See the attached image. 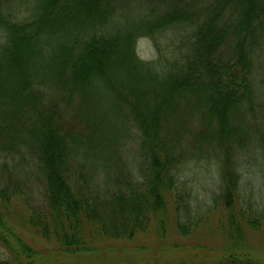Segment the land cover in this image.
I'll return each instance as SVG.
<instances>
[{
  "label": "trees",
  "instance_id": "1",
  "mask_svg": "<svg viewBox=\"0 0 264 264\" xmlns=\"http://www.w3.org/2000/svg\"><path fill=\"white\" fill-rule=\"evenodd\" d=\"M251 144L264 186V0H0V264H156L149 244L212 228L219 247L164 264H264ZM191 161L219 176L204 210Z\"/></svg>",
  "mask_w": 264,
  "mask_h": 264
},
{
  "label": "rangeland",
  "instance_id": "2",
  "mask_svg": "<svg viewBox=\"0 0 264 264\" xmlns=\"http://www.w3.org/2000/svg\"><path fill=\"white\" fill-rule=\"evenodd\" d=\"M136 50L139 59L142 61L151 62L157 59L158 54L156 53V49L150 40L141 39L137 44ZM244 148L246 149L244 150L243 154L241 152L239 164V166L243 169L242 174H244L241 177V183L243 185L242 187L246 197L251 196L252 199H254V203L256 204L257 202L262 203L264 201V186L262 185L263 182L261 181L260 184L259 180L261 179L260 177L262 175L263 164L258 160L259 154L255 150L254 145L251 144L249 146H245ZM177 151L179 154L177 156V161L183 159V157H185L186 160L190 159L189 154L191 151L189 149L186 151L184 149L182 150V148H178ZM5 161L7 160H1L0 164H3ZM248 163H250L249 166H247ZM186 165H188V167L184 170V175L181 176V179L183 182L187 183L189 190L192 191L193 208L195 207L196 209L204 210V208L209 205V202L213 197L211 194L213 193L217 196L219 193V176L217 170L212 168L211 164L209 165L208 169H203L201 168V165L195 163V161H191ZM182 167L183 166L180 168ZM10 213V216L13 217V214L16 213L15 207H11ZM212 225L215 226L214 224ZM205 231L206 232L204 233L202 232L204 239H183L170 232L163 241V244L165 243V249L162 247V242L159 243L158 240H156L155 244H149L151 249L147 255H149V257L152 258L156 264H164L169 262L170 258L173 257L172 255H174V258H176L179 256V252L181 255L186 254L189 261L199 260L198 256L192 251L195 245L200 243L202 246L214 247L215 245L216 247H219L224 241V238L220 232L214 231L213 228L206 229ZM251 242L255 246H260L264 249V237H262L261 234H258L253 239H251ZM125 250L126 251L124 253L118 252L123 251L121 249H118L117 251L109 249L107 252H105V257H100L97 255L95 258H91L90 256L87 257L85 255H80V258L86 259L87 262L98 261V264H101V262L104 261L106 264H113L114 260H120L122 262H126V264H131L130 261H132L134 264V259L136 262L143 261V259L138 257V252H133V250H130L129 248H125ZM3 253V249L0 248V256ZM139 255L142 254L139 253ZM71 260L72 259L68 257L67 261L70 262ZM90 263L92 264L93 262ZM77 264L85 263L77 261ZM142 264H146V262H142Z\"/></svg>",
  "mask_w": 264,
  "mask_h": 264
}]
</instances>
